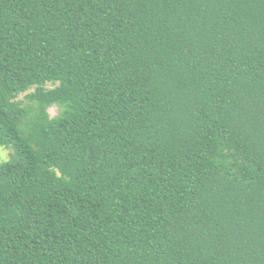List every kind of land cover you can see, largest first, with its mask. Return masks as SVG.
I'll list each match as a JSON object with an SVG mask.
<instances>
[{"label": "trees", "instance_id": "16d2710c", "mask_svg": "<svg viewBox=\"0 0 264 264\" xmlns=\"http://www.w3.org/2000/svg\"><path fill=\"white\" fill-rule=\"evenodd\" d=\"M0 146V264H264V0H0Z\"/></svg>", "mask_w": 264, "mask_h": 264}, {"label": "rangeland", "instance_id": "374dc122", "mask_svg": "<svg viewBox=\"0 0 264 264\" xmlns=\"http://www.w3.org/2000/svg\"><path fill=\"white\" fill-rule=\"evenodd\" d=\"M49 111H50L51 115L54 116L58 112V107L52 106L49 109ZM10 152H12L11 148H7L5 146H0V164L4 161H7L10 158Z\"/></svg>", "mask_w": 264, "mask_h": 264}]
</instances>
